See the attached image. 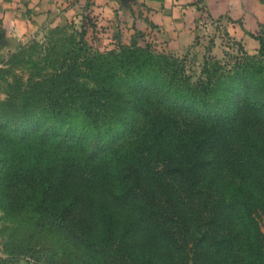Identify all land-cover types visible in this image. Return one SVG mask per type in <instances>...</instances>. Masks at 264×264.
<instances>
[{
	"label": "trees",
	"instance_id": "obj_1",
	"mask_svg": "<svg viewBox=\"0 0 264 264\" xmlns=\"http://www.w3.org/2000/svg\"><path fill=\"white\" fill-rule=\"evenodd\" d=\"M236 44L195 81L149 41L70 56L31 84L50 123H17L37 97L12 110L0 200L59 234L66 264H264V63Z\"/></svg>",
	"mask_w": 264,
	"mask_h": 264
},
{
	"label": "rangeland",
	"instance_id": "obj_2",
	"mask_svg": "<svg viewBox=\"0 0 264 264\" xmlns=\"http://www.w3.org/2000/svg\"><path fill=\"white\" fill-rule=\"evenodd\" d=\"M93 5L92 0H55L54 7L49 9L52 12L49 20L19 37L9 49L0 51V145H4L3 138L12 129V110L18 108L19 111L25 99L38 98L30 103L29 118L17 119L18 124L42 127L46 120L47 123L52 121L57 105L52 106L49 98L31 84L37 79H52L55 70L62 71L58 68L72 63L70 56L77 53L92 57L97 53L106 54L110 49L119 51L122 43L143 47L141 45L149 41L155 43L158 50L163 48L170 57L177 58L189 81L201 75L205 59L211 66L215 61L227 60L231 64L233 58L228 53H236L237 41L264 63V57L258 54V39L246 35L225 17L212 18L202 11L189 42L170 47L167 37L153 29H130L122 22L116 8L113 16L98 18ZM263 33L264 29L260 28L253 34L264 38ZM84 62L83 57L77 58V65ZM228 67L229 64H224V68ZM74 78L85 86L93 84L85 76ZM60 82L50 83L52 99ZM68 109L74 112L73 108ZM13 215L0 200V264H29L28 257L32 256L41 264H66L60 252L64 242L59 234L34 217Z\"/></svg>",
	"mask_w": 264,
	"mask_h": 264
},
{
	"label": "crops",
	"instance_id": "obj_3",
	"mask_svg": "<svg viewBox=\"0 0 264 264\" xmlns=\"http://www.w3.org/2000/svg\"><path fill=\"white\" fill-rule=\"evenodd\" d=\"M93 1L98 18L113 16L116 8L130 29H153L167 37L170 47L189 42L202 11L212 18L229 19L246 35L264 29V0ZM54 5L55 0H0V51L9 49L19 37L49 20V9Z\"/></svg>",
	"mask_w": 264,
	"mask_h": 264
},
{
	"label": "built area",
	"instance_id": "obj_4",
	"mask_svg": "<svg viewBox=\"0 0 264 264\" xmlns=\"http://www.w3.org/2000/svg\"><path fill=\"white\" fill-rule=\"evenodd\" d=\"M29 264H41L39 261L35 260L32 257H28Z\"/></svg>",
	"mask_w": 264,
	"mask_h": 264
}]
</instances>
